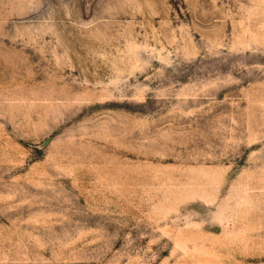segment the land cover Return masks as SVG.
<instances>
[{
  "label": "rangeland",
  "instance_id": "obj_1",
  "mask_svg": "<svg viewBox=\"0 0 264 264\" xmlns=\"http://www.w3.org/2000/svg\"><path fill=\"white\" fill-rule=\"evenodd\" d=\"M0 264H264V0H0Z\"/></svg>",
  "mask_w": 264,
  "mask_h": 264
}]
</instances>
